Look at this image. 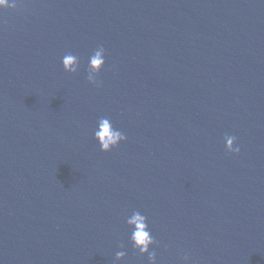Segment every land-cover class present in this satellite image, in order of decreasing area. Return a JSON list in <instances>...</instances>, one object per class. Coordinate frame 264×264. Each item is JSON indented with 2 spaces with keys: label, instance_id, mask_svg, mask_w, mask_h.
<instances>
[{
  "label": "water",
  "instance_id": "obj_1",
  "mask_svg": "<svg viewBox=\"0 0 264 264\" xmlns=\"http://www.w3.org/2000/svg\"><path fill=\"white\" fill-rule=\"evenodd\" d=\"M105 117L126 140L102 153ZM134 211L154 264H264V0L0 10V264H149Z\"/></svg>",
  "mask_w": 264,
  "mask_h": 264
},
{
  "label": "clouds",
  "instance_id": "obj_2",
  "mask_svg": "<svg viewBox=\"0 0 264 264\" xmlns=\"http://www.w3.org/2000/svg\"><path fill=\"white\" fill-rule=\"evenodd\" d=\"M16 7V0H0V10L3 9H14ZM62 68L64 72L74 74L78 71L79 61L78 58L68 53L64 55L62 59ZM104 49L99 47L90 56L88 60V71H87V82L89 84L96 85L98 81L96 79L101 68L104 66ZM93 138L98 144L99 150L102 153H107L111 149L116 148L120 143L126 140L125 135L115 129L108 118H101L97 121V126L93 133ZM225 151L231 154H239L240 148L238 146L234 147L235 137L225 136ZM126 226L130 231V242L134 249H138L140 254L147 253L149 264H154L155 253L149 252V247L154 243V239L150 234L147 225V218L141 214L139 211H134L132 214L126 218ZM125 253L123 251H118L116 253V259L120 260L123 258Z\"/></svg>",
  "mask_w": 264,
  "mask_h": 264
}]
</instances>
